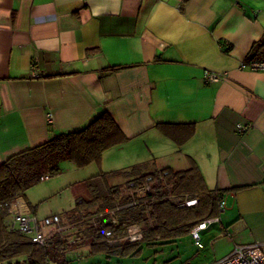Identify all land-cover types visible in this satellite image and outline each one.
<instances>
[{
	"label": "crops",
	"instance_id": "crops-1",
	"mask_svg": "<svg viewBox=\"0 0 264 264\" xmlns=\"http://www.w3.org/2000/svg\"><path fill=\"white\" fill-rule=\"evenodd\" d=\"M262 35L264 0H0V163L107 111L126 140L102 153L101 172L196 165L206 190L223 192L201 247L190 232L155 238L175 244L168 264H211L235 245L264 250V71L247 67L264 59L252 51ZM206 71L223 79L207 83ZM61 223L81 236L55 264H99L83 224Z\"/></svg>",
	"mask_w": 264,
	"mask_h": 264
},
{
	"label": "trees",
	"instance_id": "trees-1",
	"mask_svg": "<svg viewBox=\"0 0 264 264\" xmlns=\"http://www.w3.org/2000/svg\"><path fill=\"white\" fill-rule=\"evenodd\" d=\"M253 56L264 58V35L252 47ZM126 137L107 111L93 118L83 128L54 135L50 140L33 148L9 156L0 163V264H49L59 261L68 240L62 232L51 228V236L44 246L30 241L27 235L18 231H9L5 225L8 205L16 199L25 201V192L41 181V177H51L60 172L59 164L68 161L78 168L94 164L98 174L85 179L91 191L89 199L77 198L74 213L66 214L72 225L83 224L82 238L87 239L91 253L114 254L120 257L138 256L142 244L152 246L156 239L168 241L188 233L205 219L218 214L217 203L222 191L206 190L201 175L196 167L184 171L170 169L155 170L142 175H134L136 168L131 167L122 174L132 173L121 185H108L107 179L120 172L103 173L100 171L101 155L107 149L125 142ZM166 172L163 181L145 193L136 205L123 207L117 225H111L109 216L95 219L96 225L82 223L88 215L106 212L118 204H125L120 197L122 187L129 180L140 183L147 176H159ZM47 180V179H46ZM245 187V186H243ZM232 187L228 190H239ZM197 198L198 204L192 207H176L168 196ZM94 210H91L92 208ZM57 215V214H55ZM59 216V215H58ZM60 218V216H59ZM138 223L142 226L143 240L135 243H122L108 247L96 237V233L106 229L112 230L114 237H122L127 225ZM60 226L63 228L60 218ZM65 229L63 228V231Z\"/></svg>",
	"mask_w": 264,
	"mask_h": 264
},
{
	"label": "built area",
	"instance_id": "built-area-1",
	"mask_svg": "<svg viewBox=\"0 0 264 264\" xmlns=\"http://www.w3.org/2000/svg\"><path fill=\"white\" fill-rule=\"evenodd\" d=\"M247 67L252 71H264V59L252 60L248 63ZM30 76L34 78L40 77V73L34 65L31 67ZM203 79L207 83H215L222 80L223 75L206 71L203 74ZM47 120H51V115L49 113L47 114ZM246 129L247 126L245 125H237L236 127V130L239 133L244 132ZM164 175H166V172L160 174L158 177L147 176L140 183H135L133 180H129L127 185L122 187L119 195L127 200L125 204H118L106 212H98L94 215L85 216L81 222L95 226V219L97 217L108 215L110 224L114 226L117 225L120 220V210L123 207L136 205L145 193L149 192L154 186L163 181ZM46 179H48L47 176L41 177V181H45ZM168 200L178 208L192 207L198 204L197 198L179 197L175 195L168 196ZM21 202L22 200L18 198L8 205V215L5 220V225L9 231H18L21 234L27 235L32 243L40 246H44L47 240V236L43 233L44 228L50 227L56 232H63L58 215H51L44 217L43 219H38L35 215L26 213L24 211V204ZM217 208L218 213L223 212L225 209V204L222 198L218 200ZM218 221V216L205 219L189 231L191 238L197 247H201L199 232L204 230L210 223ZM80 236L81 233L76 231L72 238L66 240L67 245H71ZM96 237L102 239L108 247H115L122 243L141 242L143 240V231L140 224L131 223L126 226L122 237H114L112 230L110 229L97 232ZM62 264L69 263L63 262ZM211 264H264V250H262L261 243L252 245H235L228 255Z\"/></svg>",
	"mask_w": 264,
	"mask_h": 264
},
{
	"label": "rangeland",
	"instance_id": "rangeland-1",
	"mask_svg": "<svg viewBox=\"0 0 264 264\" xmlns=\"http://www.w3.org/2000/svg\"><path fill=\"white\" fill-rule=\"evenodd\" d=\"M59 168L60 172L57 175L51 176L45 181H40L38 184L26 190V201L22 200L21 202L24 205L28 202L30 204L29 207L35 210V214L39 219L53 214L59 215L60 218L64 217L66 214L72 215L74 213L77 198L89 199L91 197V191L86 186L84 180L96 175V170L99 172V169L94 166V164L78 168L68 161H62L59 164ZM132 175V173L122 174V172H120L114 176V181H125L132 177ZM51 230L52 229L45 230L43 233L47 235L51 233ZM71 234L72 233L68 229L62 232V235L67 239L72 237ZM174 246L175 244L170 241L165 244H156L150 247L143 245L138 256L120 257L114 254H102L103 252L96 253V256L99 257L98 259L101 264H161L163 259L166 260L170 258V261L166 262V264H168L171 263V260L176 256V249ZM179 246L183 245L178 244L177 247ZM174 260H176V258ZM55 262L56 261L51 260L49 264H55Z\"/></svg>",
	"mask_w": 264,
	"mask_h": 264
}]
</instances>
